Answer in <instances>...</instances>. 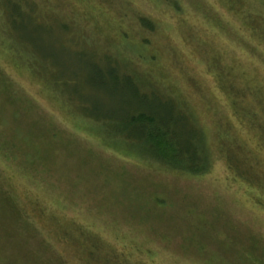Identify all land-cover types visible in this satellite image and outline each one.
I'll return each instance as SVG.
<instances>
[{"label": "rangeland", "instance_id": "rangeland-1", "mask_svg": "<svg viewBox=\"0 0 264 264\" xmlns=\"http://www.w3.org/2000/svg\"><path fill=\"white\" fill-rule=\"evenodd\" d=\"M45 1L57 8L14 27L0 0V264H80L90 231L140 264H258L255 256L264 264V192L230 171L214 122L230 118L246 144L237 155L262 178L259 123L232 112L216 75L264 86V0ZM105 52L119 68L154 70L161 88L196 113L207 172L171 170L81 114L85 101L92 112L122 107ZM46 53V71L54 64L55 77L72 81L63 91L28 64ZM92 74L109 90L90 87Z\"/></svg>", "mask_w": 264, "mask_h": 264}, {"label": "trees", "instance_id": "trees-1", "mask_svg": "<svg viewBox=\"0 0 264 264\" xmlns=\"http://www.w3.org/2000/svg\"><path fill=\"white\" fill-rule=\"evenodd\" d=\"M60 1L69 7L70 2H72L71 0ZM60 1H55V6ZM45 4L49 5L45 0L36 5H34L33 0H7V10L9 11L7 13V21L15 27L17 22L23 23L24 19L28 16L45 18L47 17V11H50L51 8L53 10L57 8L49 5L50 9L44 10L43 5ZM140 21L144 27L149 28V30H155L156 25L149 19L141 18ZM42 56L44 58H27L28 64L34 72L50 79L63 91L72 81L69 77L64 79L55 77L54 69L58 68V66H54V64H49V69L46 71L45 61L51 57L47 53ZM104 56L114 63L108 71L110 74L108 80L112 82L110 88L120 96L122 107L118 112L115 111L116 107L106 111L99 109V112H95V110L92 112L90 105L85 106L87 104L85 101L81 104H84L85 107L81 114L87 117L90 116V118L93 117L94 120L102 123L107 128V131L111 132L115 130L119 132L125 141L139 142V144L144 145L157 162L171 170L192 174L207 172L210 169V162L207 157L206 136L196 113L187 109L186 104H182L180 100L176 99L177 97L175 98L168 93L170 90L165 91L161 88L162 79L153 76L154 70L149 69V72L145 71V74H140L139 71H133L129 67L125 69L120 67L121 75L118 76L116 68L117 66L119 68V64L117 58H113L114 56L107 52H105ZM93 69H90V71L94 75H104L102 71ZM93 74L88 77L90 87L98 89L101 92L109 90L105 86L107 78L95 77ZM136 74L138 76L141 75L143 79L147 77L151 79V86L154 89L147 90L140 84L141 79ZM216 77L220 87L227 94L228 104L233 108L232 112L240 117L244 123H247V119H250L249 121L252 125L257 122L259 123L261 141L263 142L264 86L245 88L236 83L237 77L226 75V80L221 79L217 75ZM100 80L103 82H100ZM62 94L67 96L70 102L77 103L70 93L66 95L63 92ZM76 105L74 106L75 109H77ZM92 106L94 107V105ZM87 113H95V115L92 116ZM190 116H195L196 119L191 122ZM221 117L219 119L215 118L214 122L216 123L217 134L225 136V139L223 138L220 141V150L224 152L228 168L236 177L243 179L251 186L260 188L264 192V176L262 178L257 177L261 175L257 172L255 173L253 166H248L244 162L245 160L237 155L238 145L243 150L246 149V144L244 145L239 142L230 118L228 116ZM81 228L84 229L82 232L90 231L86 227ZM90 232L91 242L89 243V249H86L87 251L80 256L82 262L80 264H95V262L97 264H140L134 262L125 250L109 243V246L106 245L101 236L92 231ZM67 253L66 250L63 253L65 255L62 254L61 256L65 257L68 255ZM255 258L258 260V264H263L262 260L256 256ZM69 259L71 260V257Z\"/></svg>", "mask_w": 264, "mask_h": 264}]
</instances>
